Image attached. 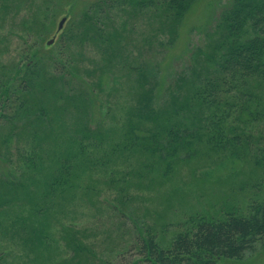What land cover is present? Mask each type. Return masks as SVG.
Wrapping results in <instances>:
<instances>
[{
	"label": "rangeland",
	"instance_id": "rangeland-1",
	"mask_svg": "<svg viewBox=\"0 0 264 264\" xmlns=\"http://www.w3.org/2000/svg\"><path fill=\"white\" fill-rule=\"evenodd\" d=\"M228 2L199 0L192 5L179 25L174 46L161 62L164 69L179 70L195 46L205 45L207 33ZM90 3L89 0H0V95L7 88L15 89L16 95L19 90L14 80L21 79L29 55L36 52L34 59L39 57L36 94L24 106L35 112L37 95L42 92L43 103L51 109L50 104L57 102V97L49 92L55 89L47 79L52 74L63 75L76 88L79 87L76 82L82 80L89 83L95 106L89 118H98L91 122L90 128L98 124L99 129L102 120V130L111 132L117 141L133 120L126 111L136 102L139 88H134L122 70L99 69L103 67L100 54L91 43L65 44L70 34L63 37L57 29L62 17L67 20L78 16ZM123 16L136 25L133 32L123 34L135 64L145 56L155 62L157 55L147 52L144 42L155 32L148 22L157 23L140 12L128 11ZM72 33L77 36L81 32ZM49 40L52 42L47 44ZM99 77L100 85L96 83ZM97 102H102L103 107ZM18 103L12 97L6 104L0 100V171L8 173L11 179L16 177L14 182H18L13 190L0 189V264H134L140 261L135 245L146 238V233L167 248L190 217L199 214L221 218L228 212L245 213L253 201L263 196L264 175L252 162L232 159L229 149L224 155H217L198 142L195 147L204 153L172 164L166 176L164 164H159L158 169L157 163L153 164L146 156L118 151L119 158L113 156L114 162L105 167L81 171L76 182L81 188L74 185L72 196L61 199L58 191L46 197L38 195L39 187H44L41 182L45 175L36 177L35 170L28 167L16 170L18 152L31 150L33 138L28 120L11 121L4 117L13 113ZM70 112L67 119L73 120L79 114L85 118L81 113ZM251 126L250 151L262 149L257 151L264 153V116ZM11 131L15 134L4 147L1 138ZM100 151L93 152L100 156ZM218 264H264V245L256 244L241 260H222Z\"/></svg>",
	"mask_w": 264,
	"mask_h": 264
},
{
	"label": "trees",
	"instance_id": "trees-1",
	"mask_svg": "<svg viewBox=\"0 0 264 264\" xmlns=\"http://www.w3.org/2000/svg\"><path fill=\"white\" fill-rule=\"evenodd\" d=\"M198 1L89 0L91 3L80 15L63 23L59 32L63 37L70 34L65 44L91 43L100 54L103 67L99 69L122 70L134 88H139L136 102L126 111L133 120L117 141L111 132L102 130V120L99 129L96 123L90 128L98 118H89L95 106L89 83L82 80L76 82V88L63 75L52 74L47 79L55 89L49 92L57 97V102L50 104L49 110L41 92L35 112L28 110L24 103L36 94L34 87L39 77V57L34 59L36 52L29 55L21 79L13 83L21 96L13 93L15 89L7 88L1 91L0 100L6 104L12 97L19 102L13 113L4 115L7 120H28L33 138L31 150L18 152L16 170L28 167L35 170L36 177L45 175L38 195L46 197L58 191L61 199L72 196L74 185L81 188L76 183L81 171L105 167L114 162L113 156L119 158L118 151L146 156L157 163L158 169L159 164H164L166 176L172 164L204 153L195 147L197 142L217 155H224L229 149L232 159L252 162L264 175V153L257 148L260 151H250L249 133L251 123L264 116V0H229L207 33L205 45L195 46L179 70H166L161 62L174 46L184 16ZM128 11L140 12L157 23L148 22L155 32L144 42L147 52L157 55L155 62L145 56L135 64L131 58L123 34L133 32L136 25L124 19ZM72 32L81 33L74 36ZM96 83L101 84L100 77ZM97 104L103 107L102 102ZM71 110L85 118L79 114L73 120L67 119ZM143 121L146 125H139ZM13 134L11 131L1 138L4 147ZM98 149L100 156L93 152ZM9 178L8 173L0 171V189L13 190L18 185L14 182L16 177L10 178L12 181ZM256 244L264 245V192L261 200L249 205L248 212H228L221 218L199 214L190 217L167 248L146 233V238L135 245L141 263L134 264H218L222 260L243 259Z\"/></svg>",
	"mask_w": 264,
	"mask_h": 264
},
{
	"label": "water",
	"instance_id": "water-1",
	"mask_svg": "<svg viewBox=\"0 0 264 264\" xmlns=\"http://www.w3.org/2000/svg\"><path fill=\"white\" fill-rule=\"evenodd\" d=\"M65 20H66V17H62V18L60 19V21H59V23H58V27H57L58 30H60V29L62 28L63 23L65 22ZM51 42H52V40H49V41L47 42V44H50Z\"/></svg>",
	"mask_w": 264,
	"mask_h": 264
}]
</instances>
